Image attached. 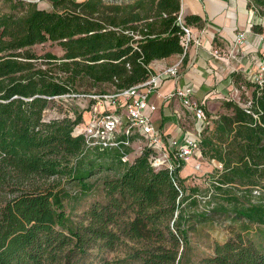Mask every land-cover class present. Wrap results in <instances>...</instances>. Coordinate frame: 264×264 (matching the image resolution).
I'll return each mask as SVG.
<instances>
[{"label":"trees","instance_id":"1","mask_svg":"<svg viewBox=\"0 0 264 264\" xmlns=\"http://www.w3.org/2000/svg\"><path fill=\"white\" fill-rule=\"evenodd\" d=\"M51 2L53 10H41L0 0V264H86L93 251L122 246L130 250L115 264H182L192 223L211 211L233 212L242 233L252 225L264 235V75L256 82L233 74L250 96L223 101L216 117L206 112L199 152L222 167L187 185L185 162L157 168L158 152L147 145L130 161L136 134L119 138L129 145L104 148L76 128L105 96L148 82L154 61L186 55L183 27L202 19L180 22L182 0ZM254 6L264 17V0ZM46 43L63 55L34 51ZM68 98L90 107L46 118ZM95 177L105 201L74 222L67 206L92 193ZM199 264H264V245L237 234Z\"/></svg>","mask_w":264,"mask_h":264},{"label":"crops","instance_id":"2","mask_svg":"<svg viewBox=\"0 0 264 264\" xmlns=\"http://www.w3.org/2000/svg\"><path fill=\"white\" fill-rule=\"evenodd\" d=\"M28 1L40 6L44 0ZM257 12L254 0H182V17L199 16L203 24L201 27L190 26L193 41L186 55H175L151 64L155 75L177 65L180 68L177 76L162 78L150 93L149 108L146 110L152 126L163 137L162 150L170 156L171 164L176 162L173 142L199 141L204 124L196 119L194 111L186 107L181 99L171 96L175 91L191 89V102L203 106L209 117H216L223 112L222 102L236 100L238 95L233 74L241 73L244 79L257 82L264 64V17ZM255 26H259L260 31L254 30ZM241 33L245 34V41L238 46V35ZM108 107L105 104L101 111ZM118 115L123 118L118 133L123 134L127 124L125 111L118 110ZM135 134L130 161L147 145V140L137 131ZM207 162L198 152L185 163L181 177L188 178L205 164L212 171L219 167L215 161Z\"/></svg>","mask_w":264,"mask_h":264},{"label":"built area","instance_id":"3","mask_svg":"<svg viewBox=\"0 0 264 264\" xmlns=\"http://www.w3.org/2000/svg\"><path fill=\"white\" fill-rule=\"evenodd\" d=\"M182 15L180 22H182ZM184 30V48L187 51L191 42L193 41V34L190 27H183ZM245 41V34L238 35V46ZM180 66H174L159 75H154L151 79L143 85L132 87L121 93L105 96L104 99L98 102L91 108L92 116L90 122L86 121L76 128V134H83L90 145H100L104 148L119 147V145H129V141L119 142L121 136L129 137L139 133L145 140L147 146L157 150L158 156L154 159V166L157 168L173 169L174 164L169 162V155L166 156L163 147V137L152 126L149 116L146 114L149 108L150 93L158 86L159 82L165 76H177ZM264 75V64L257 82H261ZM147 89V92L143 90ZM191 89H180L175 91L171 96L179 98L183 101L186 107L194 111L196 119L201 122H206L207 116L203 106L191 102ZM107 104V110L101 111V108ZM118 110L125 111L126 115V129L123 134L118 133V127L123 125L122 116L118 115ZM176 162H187L191 157L199 152V141L185 140L184 143L179 144L173 142ZM127 159V158H126ZM125 159V160H126ZM222 166L219 165V168Z\"/></svg>","mask_w":264,"mask_h":264},{"label":"rangeland","instance_id":"4","mask_svg":"<svg viewBox=\"0 0 264 264\" xmlns=\"http://www.w3.org/2000/svg\"><path fill=\"white\" fill-rule=\"evenodd\" d=\"M28 1V0H27ZM78 2H83L85 0H76ZM110 3H119L123 0H108ZM41 10H53V3L51 0H44L40 6H38ZM35 52L38 54H43L45 52H51L58 56H62L63 52L61 48L57 44L46 43L43 45H39L33 48ZM244 79V78H243ZM246 81V79H244ZM243 83L240 86L236 85L238 89V95H236V100H240L242 96L244 98H248L250 96L251 90H248ZM88 107H90L89 102L85 99L81 98H68L55 103L49 112L47 113V119L63 117L66 114L70 115L74 112H83ZM92 116V111L85 112L86 121L90 122ZM210 164V162H207ZM212 163V162H211ZM206 166H202L201 170L195 171L188 178L187 185L191 184V177H196L197 179H202L203 176L208 174L212 175V168L205 164ZM219 168V167H218ZM103 176V175H102ZM102 177H95L91 180L93 184H95V188L92 193L85 198L84 200H80L77 202H72L68 204L67 211L69 215L72 217L74 222L81 221L84 212L95 202H104V193L101 187ZM204 190L209 188V184L202 180L199 182ZM74 194H77L79 197V193L77 189L72 190ZM211 208V207H209ZM205 207L202 206L200 212H204ZM208 220L203 223L193 222L192 224L195 226L194 230L190 233L189 237V246L187 248L186 254L183 258L182 264H199L201 259L207 256H212L214 254V249L216 244H221L228 239L235 237L237 234H242L246 239L255 240L256 243H262L264 245V235L259 233V227H253L249 225L251 229L248 233H242V229L245 227V223L242 222L233 212L229 214H221L219 212L211 211L207 215ZM264 232V228H262ZM130 247L122 246L114 251L109 250H95L91 253V256L88 258L86 264H100L102 261H106L111 264L117 263L119 260L124 259L129 252Z\"/></svg>","mask_w":264,"mask_h":264}]
</instances>
